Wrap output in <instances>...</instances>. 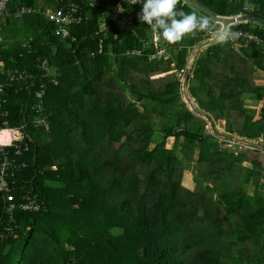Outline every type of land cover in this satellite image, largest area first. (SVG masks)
<instances>
[{"label":"trees","instance_id":"16d2710c","mask_svg":"<svg viewBox=\"0 0 264 264\" xmlns=\"http://www.w3.org/2000/svg\"><path fill=\"white\" fill-rule=\"evenodd\" d=\"M19 1H9L0 32L3 23L7 28L25 18L16 19L17 9L34 5L17 6ZM66 1L80 4L85 14L82 23L69 28V39L56 36V25L46 17L33 15L38 16L33 26L27 17L23 21L33 29L32 39L13 52L16 42L0 45L7 69L32 76L6 90L8 115H0V123L30 122L37 92L43 93L49 123V128L29 124L30 152L17 157L20 169L8 178L19 201L35 190L48 208L16 212L18 239L3 238L8 218L0 209V264H264V166L249 150L223 147L228 140L212 135L207 121L181 96L180 71L204 31L185 36L178 46L167 43L171 58L153 63L147 57L155 52L151 27L137 18L142 4ZM194 1L217 16L243 13L264 23V0ZM178 8L193 11L183 0ZM117 12L121 17L114 20ZM211 24L213 30L221 28ZM250 24L232 28L264 40V24L254 23L255 31ZM245 46L241 55L230 42L206 48L187 82L195 99L196 86L205 84L206 100H196L214 122L225 121L228 133L256 140L264 138V117L253 120L255 110L243 94L264 98V87L253 81L255 68L264 70V50L254 43ZM134 49L144 54L126 55ZM186 170L193 173V189L183 185ZM49 180L62 187L49 188ZM75 189L83 196L78 198Z\"/></svg>","mask_w":264,"mask_h":264},{"label":"built area","instance_id":"2783aa9c","mask_svg":"<svg viewBox=\"0 0 264 264\" xmlns=\"http://www.w3.org/2000/svg\"><path fill=\"white\" fill-rule=\"evenodd\" d=\"M10 0H0V20L6 14L7 6ZM142 1V0H141ZM138 4V3H137ZM119 9L121 7L119 6ZM249 11V10H248ZM29 7H22L15 13L17 18H22L25 15L33 13ZM120 12V11H119ZM246 14H238L237 16H243ZM46 17L49 22L57 26L55 30V35L60 37L62 40L69 39L70 32L69 28L74 25L82 23L85 19V14H83L82 7L74 2H68L64 5L63 8H59L55 11H48ZM233 17V16H232ZM219 24V23H218ZM240 22H236L233 25H230L228 29H231L232 26L238 25ZM222 30L223 25L219 24ZM216 31H204V36L207 41L213 40L216 37ZM233 32L239 33L238 39H246L248 42H254L256 44L262 45L264 47V42L261 41L256 35L242 30H236ZM74 40V39H73ZM237 40V39H235ZM230 40V41H235ZM153 42L156 47H158L159 38L155 35L153 37ZM1 43V41H0ZM128 53L141 55V52L138 50L129 51ZM165 56V50L157 49V53L149 57L150 61L160 60ZM5 67V66H3ZM187 68L181 70V76L185 75ZM3 72H0V77H2ZM7 81H0V115L6 116L8 112L4 111V103L6 102V90L13 86V83L17 81H22L24 79H30V76L27 72H22L19 69L11 70L8 74ZM35 98L38 100L39 104L37 106H32L31 110H35V114L30 122H27L24 125L20 126H10L8 124L0 123V209L3 211V216L7 217V224L4 227L5 237H13L14 239L19 238L18 230L21 229V226L17 222L18 213H27L35 214L40 212H45L48 208L47 203L43 200L40 195L35 190H29L27 196L19 201L17 196L14 194V189L9 183V177L15 176L16 170L20 169L19 161L17 157L22 156L30 152V143L33 142L34 138L31 137L28 133V127L31 122L37 128H42L43 126L49 128V123L47 116L45 114V108L42 105L43 93L37 92ZM36 102V100H35ZM256 117L264 116V98L259 100L256 103L255 107ZM37 117L35 119L34 117ZM3 134H6V137L2 139ZM10 148L15 149V152L12 154L9 150ZM22 167H26V164H22ZM53 169H56L54 166ZM2 203V204H1ZM2 221V220H1Z\"/></svg>","mask_w":264,"mask_h":264},{"label":"crops","instance_id":"0c3cea01","mask_svg":"<svg viewBox=\"0 0 264 264\" xmlns=\"http://www.w3.org/2000/svg\"><path fill=\"white\" fill-rule=\"evenodd\" d=\"M16 1H18V0H16ZM24 1L25 0H21V1H19V2H22V3H20V4H18L17 6H23V5H25V4H27V3H29L30 1L32 2L33 1V3H34V5L33 6H24V7H29V8H31L32 10H34V12L33 13H30V14H28V15H25V18L27 17V19H28V21H26L27 23H29L31 26H33V24L32 23H30V22H34V23H36V21H37V18H38V16H33V15H43L44 17H46V13L48 12V11H55V10H57V9H59V8H63L64 7V5L66 4V3H68V2H73V1H66V0H55V2H53L52 0H26V2L24 3ZM11 3H13L14 4V2L13 1H11ZM74 3H77V2H74ZM78 4V3H77ZM188 5V6H190L187 2H186V0H183V5ZM80 5V4H79ZM16 6V7H17ZM191 7V6H190ZM22 8V7H21ZM192 8V7H191ZM206 8V7H205ZM193 9V11H195L196 13H197V15L198 16H204V17H207V18H209V16L208 15H206V14H204V13H202V12H200V11H198V10H196V9H194V8H192ZM248 9L249 8H247L246 10L248 11ZM19 9H17V11H18ZM16 11V12H17ZM249 11H250V9H249ZM15 12V13H16ZM241 14H243V13H241ZM115 15H117V17H116V20H117V18L120 16L121 17V15H120V13H116ZM247 15V14H246ZM15 16V15H14ZM28 16H30V17H28ZM16 17V16H15ZM225 17V16H224ZM230 17V16H229ZM24 18V19H25ZM47 18V17H46ZM256 18V17H255ZM16 19H17V17H16ZM18 19H21V18H18ZM24 19L23 20H19V22H17L15 25H11V26H9V27H7V28H4V23H3V30H2V28H1V30H2V32H0V33H3V34H0V41H1V43H0V45L1 44H3V43H6V44H13V43H15L13 46H12V52L13 51H15L16 49H17V47L19 46V44H20V42H26L27 40H29V39H32V35L31 34H33V29H30L29 30V28L27 27V26H25V24H24ZM48 19V18H47ZM259 19V18H258ZM127 20V19H126ZM209 20H210V22H212L213 20H211L210 18H209ZM49 21V20H48ZM213 22H215V21H213ZM247 22V21H246ZM252 22H254V23H256V24H264V23H262V22H257L256 20H252ZM51 23V22H50ZM120 23H122V21H120ZM215 23H217V22H215ZM241 23H245V22H240V24ZM53 24V23H52ZM218 24V23H217ZM124 25V24H123ZM233 25V24H232ZM239 25V24H238ZM213 26V28H215V26H214V24L212 25ZM235 26H237V25H235ZM27 27V28H26ZM104 27H107V24H104ZM103 27V28H104ZM221 27V26H220ZM232 27H234V26H232ZM231 27V31H236V30H234L233 28ZM56 28H57V26H56ZM56 28H55V30H56ZM55 30H54V34H55ZM238 30H242V29H238ZM242 31H244V30H242ZM244 32H248V31H244ZM17 33H19V34H25L24 35V38L22 39V40H20L19 39V36H18V34ZM248 33H252V34H254L253 32H251V31H249ZM152 35H153V37L155 36V34L152 32ZM254 35H256V34H254ZM4 36V37H3ZM257 36V35H256ZM153 37H152V39H153ZM258 37V36H257ZM261 41H263L264 42V40L263 39H261L260 37H258ZM152 39H151V41H152ZM181 41H183V39L181 40ZM210 41H212V40H210ZM242 41H244L245 42V44H243L242 43ZM206 42H208L207 40H206V37L204 36V38H203V40L201 41V43L199 44V45H197L194 49H192V50H190V57H189V59H188V63H187V65H186V67H188V69L190 68V66H191V63H192V61L194 60V62H193V65H192V71H193V68H194V65H195V62H196V60H197V58L199 57V55H200V53L203 51V50H205L206 48H208V47H210V46H213V45H216V44H219V42L216 40L212 45H210V46H208V47H206V48H204V49H202V50H198L199 49V46L201 45V44H203V43H206ZM228 42H230V43H232V48L235 50L234 52H235V54H237V55H241V52H240V49L241 48H246V46L245 45H247V44H249V43H254V42H248L246 39H244V38H242V39H237V40H235V41H228ZM254 44H256V43H254ZM31 45V40L30 41H28L27 42V46H30ZM152 45H153V47H154V53H151V54H149L147 57H148V60H149V57L151 56V55H153V54H156L157 53V49H160V50H165V56L163 57V58H161L160 60H156V61H150L149 60V62H162V61H167V60H169L170 58H171V49H170V47H169V45L167 44V42L166 41H164L163 39H159V43H158V47H156L155 45H154V42L152 41ZM178 45H180L179 44V42H177L176 44H173V46H178ZM256 45H258V46H261L262 48H263V50H264V47L262 46V45H259V44H256ZM243 46V47H242ZM134 50H138V49H134ZM138 51H140L141 52V55H138V54H132V53H126V55L127 56H142L143 54H144V52L142 51V50H138ZM234 53H233V55H235ZM225 58H230V55L229 54H227L226 55V57ZM3 66H5V67H3ZM11 70L10 69H7V67H6V65H5V62L3 61V60H0V72H3V77H8V74H9V72H10ZM21 71V70H20ZM22 72H27V71H22ZM28 73V72H27ZM4 80V79H3ZM2 79H1V81H3ZM5 81V80H4ZM253 81H254V83H255V85L256 86H258V87H260V86H262V87H264V70H262V69H258L257 67L255 68V73H254V77H253ZM196 100V99H195ZM261 100V99H260ZM197 101V100H196ZM259 100H253V103H252V108L254 109V110H256L255 109V105H256V103L258 102ZM198 103V102H197ZM247 103L249 104L250 103V101L247 99ZM255 114H256V111H255ZM254 117H256V115L254 116ZM223 124H225V122L223 123ZM38 193V192H37ZM39 194V193H38ZM40 195V194H39ZM41 197V196H40ZM42 198V197H41ZM43 199V198H42ZM43 200H45V199H43ZM46 201V200H45Z\"/></svg>","mask_w":264,"mask_h":264},{"label":"clouds","instance_id":"9594fccd","mask_svg":"<svg viewBox=\"0 0 264 264\" xmlns=\"http://www.w3.org/2000/svg\"><path fill=\"white\" fill-rule=\"evenodd\" d=\"M137 3L142 4V10L137 14L138 20L141 23H146L150 26L152 32L157 38L163 39L169 44H176L187 35L194 36L198 31L203 32L213 30L209 18L198 16L195 11L185 12L178 8L180 0H142V2L141 0H132V4ZM238 38L239 33L233 32L228 28L216 31V40L221 44ZM186 68L187 72L185 75L187 77L190 70L188 67H185L184 69ZM173 72L174 71H171L167 74H172ZM191 74L192 70L190 76ZM164 75L165 73L160 74L159 77ZM222 123H224V121H222Z\"/></svg>","mask_w":264,"mask_h":264},{"label":"rangeland","instance_id":"374dc122","mask_svg":"<svg viewBox=\"0 0 264 264\" xmlns=\"http://www.w3.org/2000/svg\"><path fill=\"white\" fill-rule=\"evenodd\" d=\"M249 23H251L249 26H250V29L252 30V31H255V29L257 28H254L255 27V25H254V22H252V21H249ZM18 34V36H19V39L20 40H22L23 38H24V35L25 34H19V33H17ZM166 75H168L167 73H165V75L164 76H166ZM160 77H163V76H160ZM159 77V75L156 77V79H158V78H160ZM181 84H183V85H181V96H182V99H183V101L186 103V105L188 106V108L191 110V111H193L194 113H196L195 112V107H197V105H198V103H197V101L195 100V98L194 97H192V95H191V93H190V91H189V87H188V83L186 82V75H182L181 76ZM207 92H208V89L206 90V87H205V84L203 85V84H198L197 86H196V88H195V90H194V95L195 96H197L196 97V99L197 100H199L200 98H202L204 101L206 100V98H207V96H208V94H207ZM243 97L244 98H246V99H248L249 101H250V107L252 106V103H253V98H252V96H251V93H245V94H243ZM256 106V105H255ZM197 110H200V108H198ZM200 111H202V110H200ZM202 112H204V111H202ZM204 113H206V112H204ZM197 114V113H196ZM206 114H208V113H206ZM198 115V114H197ZM208 115H210V114H208ZM211 116V115H210ZM212 117V116H211ZM264 116H258V117H254L253 118V120L256 122V121H260V120H262V118H263ZM35 119H37V117L35 116L34 117ZM201 118V117H200ZM213 118V117H212ZM215 121V120H214ZM225 122V121H224ZM208 123V122H207ZM215 124H216V128H217V130H218V132L219 133H221V134H223V135H225V134H227L228 132L226 131V128H227V126H226V123L225 124H223L221 121L220 122H215ZM255 128V130H254V133H258L259 132V129L258 128H256V127H254ZM207 129L209 130V132L210 133H212L211 132V128H210V126L208 125L207 126ZM228 134H230V133H228ZM227 134V135H228ZM212 135H214L213 133H212ZM35 136V135H34ZM215 136V135H214ZM234 136H236V137H239V136H237V135H234ZM216 137V136H215ZM216 138H218V137H216ZM223 138H225V137H221V138H218L219 140H225V139H223ZM242 138V137H241ZM246 139V138H245ZM247 140H250V139H247ZM251 141H254L255 143H258V144H264V138H263V135H262V137H260L259 139H256V140H251ZM182 142H184V138H181V140H180V143H179V150L181 149V147H182V145L181 144H183ZM173 145H174V139L173 138H170L168 141H167V147L168 148H172L173 147ZM223 147H228V148H234L235 150H240V149H242V150H249L250 151V155L252 156V158H254V159H256V160H259L261 163H262V165L264 166V149L263 148H261V149H258V151H256L255 149H253L252 147H249V146H247V145H245V144H243V143H240V142H237V141H235V140H232V141H227V142H222V144H221ZM38 162L40 163V164H42V163H44V160H43V156L41 155V154H39L38 155ZM245 165L247 166V167H251V164H250V162H246L245 163ZM41 166H44V167H46L47 166V163H44L43 165H41ZM56 167V166H55ZM51 168L50 167H47V170L50 172V175H53V172H51V170H50ZM263 183V186H264V182H262ZM47 185L49 186V188H52V189H54V188H60V187H62V186H60V185H58L57 183H55L54 181H52V180H49L48 182H47ZM183 185L184 186H186V187H188V188H191V189H193L194 187H195V183H194V180H193V173H192V171L191 170H186L185 171V173H184V179H183ZM262 188V190L264 191V187H261ZM75 191H76V193H77V197L78 198H80V197H82L83 196V193H82V190H77V189H75ZM67 192H68V190H67ZM63 203H66L64 200H62V206H63ZM62 211H64V214L63 215H67V213H66V211H65V209L63 208V210H61L60 209V212H62ZM91 231L92 232H90L91 233V235H93V234H96V231L95 230H93V229H91ZM100 232V231H99ZM120 233V232H119ZM98 235V234H97ZM93 236H95V235H93Z\"/></svg>","mask_w":264,"mask_h":264},{"label":"water","instance_id":"95a60500","mask_svg":"<svg viewBox=\"0 0 264 264\" xmlns=\"http://www.w3.org/2000/svg\"><path fill=\"white\" fill-rule=\"evenodd\" d=\"M186 2L192 8H194V9H196V10H198V11H200V12L206 14V15H208L211 20H213V21H215V22H217L219 24H222L223 25L222 30L225 29V28H228L230 25H232V24H234L236 22H246V21H252V20H256L259 23L263 22L261 19L255 18L252 15H243V16H237V17H234V16L233 17L232 16H230V17L217 16V15L213 14L207 8H205V7L201 6V5H199L198 3H196L194 0H186ZM116 17H117V15L113 16V19L116 20ZM121 29L122 30L127 29L130 32H134L135 33L133 28L121 27ZM215 41H216V37L212 41H208L206 43L201 44L199 46L198 50H202V49L212 45ZM149 43L152 44V41H149ZM193 62H194V60L192 61L191 66L189 68L190 72H191V69H192ZM190 72H189L188 76L186 77V82L188 81V77L190 76ZM198 108H199V106L197 105V107H195V112L198 114L199 117L204 118L208 122V125L211 128V132L216 137L221 138L223 136V137H225V138H223L225 140H228V141L235 140V141L243 143V144H245V145H247L249 147H252L253 149H257V150L261 149V148L264 149V144L261 145V144L255 143L254 141L247 140V139L241 138V137H236V136L228 134V133H227L228 135L227 134L223 135V134L219 133L217 128H216V124H215L213 118L210 115H208V114H206V113H204V112H202L200 110H197Z\"/></svg>","mask_w":264,"mask_h":264},{"label":"bare ground","instance_id":"6f19581e","mask_svg":"<svg viewBox=\"0 0 264 264\" xmlns=\"http://www.w3.org/2000/svg\"><path fill=\"white\" fill-rule=\"evenodd\" d=\"M2 137H6V134H3V136Z\"/></svg>","mask_w":264,"mask_h":264}]
</instances>
